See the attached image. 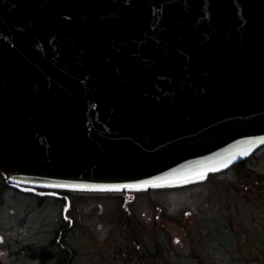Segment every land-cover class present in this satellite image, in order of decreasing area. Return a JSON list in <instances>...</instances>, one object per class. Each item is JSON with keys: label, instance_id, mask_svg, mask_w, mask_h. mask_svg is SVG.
<instances>
[{"label": "water", "instance_id": "1", "mask_svg": "<svg viewBox=\"0 0 264 264\" xmlns=\"http://www.w3.org/2000/svg\"><path fill=\"white\" fill-rule=\"evenodd\" d=\"M262 146L264 0H0L11 186L182 187Z\"/></svg>", "mask_w": 264, "mask_h": 264}, {"label": "rangeland", "instance_id": "2", "mask_svg": "<svg viewBox=\"0 0 264 264\" xmlns=\"http://www.w3.org/2000/svg\"><path fill=\"white\" fill-rule=\"evenodd\" d=\"M246 168L264 176V147ZM238 179L231 170L188 188L138 194L126 207L120 198L72 196L69 264L84 252L92 264H244L249 254L264 256V182ZM128 217L135 226L125 236L117 226ZM62 221L57 204H37L0 184V264H35L30 255L55 250L50 243Z\"/></svg>", "mask_w": 264, "mask_h": 264}, {"label": "flooded vegetation", "instance_id": "3", "mask_svg": "<svg viewBox=\"0 0 264 264\" xmlns=\"http://www.w3.org/2000/svg\"><path fill=\"white\" fill-rule=\"evenodd\" d=\"M1 182L3 184V187L13 191L15 194L18 195H28L31 198L35 199V203L37 204H50L55 203L61 208L63 221L57 225L54 228V240H51V246H53L55 250L51 249H43L39 251V253H34L29 256V258H36L35 264H69L73 257L74 250L72 249V246L75 242L71 241V239L67 240V238L70 236V232L74 231V228L76 225L73 224V220L68 217L67 210L70 208V199L71 197L82 195H87L88 197L93 198H103V197H111V198H120L123 200L124 207H126V204L133 201V198H135L138 194L141 193H135V192H120V193H79V192H68V191H62V190H52V189H37L33 191H25L21 190L17 187L11 186L10 184L6 183L2 177L0 176ZM151 191L146 192L145 194H150ZM69 206V207H68ZM102 208V207H99ZM190 214V213H187ZM133 226H135V221L133 218H125L123 220L122 224H118L117 227H120V229L125 231L127 233L133 232ZM75 234H78L77 232ZM80 236V234H78ZM77 236V235H76ZM3 238V237H2ZM76 239H79L78 237ZM83 239V238H82ZM89 240V239H88ZM3 242V240H2ZM40 243V242H39ZM90 245V241H89ZM24 249V248H23ZM41 249V246H40ZM24 250H20V253L25 258L26 255L23 254ZM93 254L90 252H84L83 255H78V261L79 264L82 262L83 264H92V256ZM75 256V254H74ZM102 255L97 256V259L100 260ZM73 257V258H72ZM45 258V262L43 260ZM99 264V263H98Z\"/></svg>", "mask_w": 264, "mask_h": 264}, {"label": "trees", "instance_id": "4", "mask_svg": "<svg viewBox=\"0 0 264 264\" xmlns=\"http://www.w3.org/2000/svg\"><path fill=\"white\" fill-rule=\"evenodd\" d=\"M254 156H252L250 159H252ZM246 162H242L238 165H235L233 166L230 170H228L227 172L229 171H234V175L237 176L242 183L244 184H248L250 181H256V182H264V176L261 175V174H258L256 172H254L253 170H249L248 168H246ZM225 172V173H227ZM217 175H213V176H210V179L211 178H216ZM0 184H2L1 182V179H0ZM3 185V184H2ZM250 256V254H249ZM247 256L244 261V264H264V256H260L259 257H255V258H251ZM44 262H45V258H43Z\"/></svg>", "mask_w": 264, "mask_h": 264}]
</instances>
